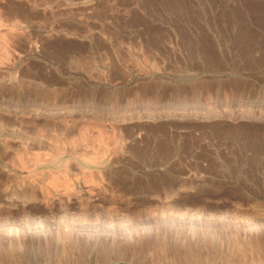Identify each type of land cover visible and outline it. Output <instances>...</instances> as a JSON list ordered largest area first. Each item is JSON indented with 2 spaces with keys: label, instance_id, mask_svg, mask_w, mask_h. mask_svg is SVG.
I'll list each match as a JSON object with an SVG mask.
<instances>
[{
  "label": "rangeland",
  "instance_id": "374dc122",
  "mask_svg": "<svg viewBox=\"0 0 264 264\" xmlns=\"http://www.w3.org/2000/svg\"><path fill=\"white\" fill-rule=\"evenodd\" d=\"M261 100L264 0H0V264L264 254Z\"/></svg>",
  "mask_w": 264,
  "mask_h": 264
},
{
  "label": "bare ground",
  "instance_id": "6f19581e",
  "mask_svg": "<svg viewBox=\"0 0 264 264\" xmlns=\"http://www.w3.org/2000/svg\"><path fill=\"white\" fill-rule=\"evenodd\" d=\"M264 103V100H261L260 101V103ZM63 109V108H62ZM186 108H183L182 109V115L186 112ZM52 112V111H51ZM54 112V111H53ZM66 111H60L59 110V114H63V113H65ZM55 113V112H54ZM58 113V112H57ZM56 114V113H55ZM209 114H210V111H207L206 113H205V115H207V116H209ZM64 117V116H63ZM59 119V118H58ZM94 154H96V153H94ZM93 154V155H94ZM91 155H92V153H91ZM99 155V154H98ZM88 156H90V154H88ZM101 156V158L102 157H104V156H102V155H100ZM89 157H87V159H88ZM90 158H92V156L90 157ZM100 159V157L98 158L96 155L95 156H93V161H98ZM88 160H90L91 161V159H88ZM102 162V161H101ZM68 165V164H67ZM65 168V167H64ZM63 170V169H62ZM74 185V184H73ZM79 192V191H78ZM60 202H61V200H60ZM103 224V223H102ZM111 225V224H110ZM84 226V225H83ZM92 226H96V225H92ZM92 226H88L89 228H85L83 231L82 230H80L81 229V226H80V229H79V227H78V230H75L76 228H74L75 226L73 225L72 227L73 228H71L70 229V232L68 233V235H70V236H72V235H75V236H79V235H82V234H85V236H86V238H87V240L85 241V243L83 244V246H81L80 244H77V243H75V242H71V243H68V244H62V245H60V241L59 240H56V242H58L59 241V244H56L57 245V247H56V249L54 250V254H57V256H56V260L58 261L56 264H73V262H72V259H71V257L72 256H68V255H71V254H73V251H80V254H82L83 255V253H85V252H87V251H89V250H91V249H93V251H94V249H96L95 247H97V244H98V241L97 240H99V238H97V237H99L100 236V234H99V227H96L97 228V230H95V228H93ZM102 227V226H101ZM115 227V226H114ZM113 227V228H114ZM109 229H106V230H103V231H105L104 233H106L105 235H106V239H105V241L104 240H102V241H104L103 242V245H104V247H102V248H104L105 249V251L107 252V251H109V247L110 246H112V244L115 242L114 240H111L113 243L112 244H110L109 242H108V239H110V238H113L114 239V236L116 237L117 236V233L113 230V228L112 227H108ZM104 229H105V227H104ZM80 230V231H79ZM132 230V229H131ZM102 231V230H101ZM81 232H83V233H81ZM121 233V232H120ZM145 233H146V231H145ZM124 234V233H123ZM121 235V234H120ZM122 236V235H121ZM107 237H110V238H107ZM91 241V242H90ZM125 242V241H124ZM99 244H101V243H99ZM235 247V246H234ZM129 248V247H128ZM103 249V250H104ZM140 249V248H139ZM124 250V249H123ZM141 250V249H140ZM236 250V249H235ZM104 251V252H105ZM122 251V250H121ZM156 251V250H155ZM154 251V252H155ZM233 251H234V249H233ZM240 251V250H239ZM238 251V252H239ZM121 253H123V252H121ZM176 255V254H175ZM197 256V255H196ZM171 257V256H170ZM212 257V256H211ZM248 256H246V257H243L242 259H237L236 261H234V259H233V261H230V262H228L227 261V263H224V264H245V262H246V260L248 259L247 258ZM173 258V257H172ZM187 258V257H186ZM185 258V259H186ZM200 258V257H199ZM213 258V257H212ZM223 258V257H222ZM258 258H260V257H258ZM184 259V260H185ZM176 260V259H175ZM179 260V259H178ZM178 260H176V261H174V260H172V261H169V259H167L166 261H168L166 264H212L211 262H209V261H207V260H203V261H199L198 259H195V261L193 260V261H188V260H186V261H178ZM209 260V259H208ZM227 260V259H226ZM159 261V260H158ZM160 261H161V259H160ZM159 264H160V262H158ZM158 263H156V264H158ZM220 263V262H219ZM218 263V264H219Z\"/></svg>",
  "mask_w": 264,
  "mask_h": 264
},
{
  "label": "clouds",
  "instance_id": "9594fccd",
  "mask_svg": "<svg viewBox=\"0 0 264 264\" xmlns=\"http://www.w3.org/2000/svg\"><path fill=\"white\" fill-rule=\"evenodd\" d=\"M258 255L261 256V258L258 259ZM245 264H264V254L257 253L255 250H250Z\"/></svg>",
  "mask_w": 264,
  "mask_h": 264
}]
</instances>
